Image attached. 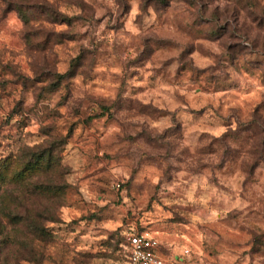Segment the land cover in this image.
<instances>
[{"label":"rangeland","instance_id":"1","mask_svg":"<svg viewBox=\"0 0 264 264\" xmlns=\"http://www.w3.org/2000/svg\"><path fill=\"white\" fill-rule=\"evenodd\" d=\"M130 227L264 264V0H0V264H126Z\"/></svg>","mask_w":264,"mask_h":264},{"label":"built area","instance_id":"2","mask_svg":"<svg viewBox=\"0 0 264 264\" xmlns=\"http://www.w3.org/2000/svg\"><path fill=\"white\" fill-rule=\"evenodd\" d=\"M123 234L127 248L126 264H180L178 257H164L159 250L160 242L148 232L130 227Z\"/></svg>","mask_w":264,"mask_h":264},{"label":"trees","instance_id":"3","mask_svg":"<svg viewBox=\"0 0 264 264\" xmlns=\"http://www.w3.org/2000/svg\"><path fill=\"white\" fill-rule=\"evenodd\" d=\"M125 247H126V241H125ZM126 251H127V248H126Z\"/></svg>","mask_w":264,"mask_h":264}]
</instances>
